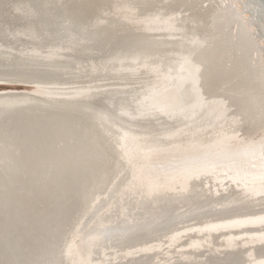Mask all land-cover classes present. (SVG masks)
Wrapping results in <instances>:
<instances>
[{
	"label": "bare ground",
	"instance_id": "obj_1",
	"mask_svg": "<svg viewBox=\"0 0 264 264\" xmlns=\"http://www.w3.org/2000/svg\"><path fill=\"white\" fill-rule=\"evenodd\" d=\"M0 264H264V0H0Z\"/></svg>",
	"mask_w": 264,
	"mask_h": 264
},
{
	"label": "rangeland",
	"instance_id": "obj_2",
	"mask_svg": "<svg viewBox=\"0 0 264 264\" xmlns=\"http://www.w3.org/2000/svg\"><path fill=\"white\" fill-rule=\"evenodd\" d=\"M10 87H12V88H14V87H16V88H23L21 85H2V84H0V89H2V88H10Z\"/></svg>",
	"mask_w": 264,
	"mask_h": 264
}]
</instances>
